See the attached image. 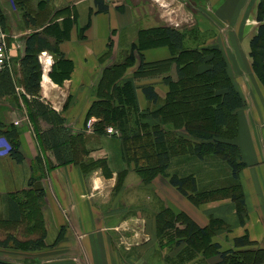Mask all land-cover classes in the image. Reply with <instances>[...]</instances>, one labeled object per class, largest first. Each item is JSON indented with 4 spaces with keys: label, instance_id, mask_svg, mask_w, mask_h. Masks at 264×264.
I'll return each instance as SVG.
<instances>
[{
    "label": "crops",
    "instance_id": "1",
    "mask_svg": "<svg viewBox=\"0 0 264 264\" xmlns=\"http://www.w3.org/2000/svg\"><path fill=\"white\" fill-rule=\"evenodd\" d=\"M16 1L27 3L30 0H0V8L5 15V31L9 35L10 64L13 67L11 74L15 81V91L0 96V118L7 125L13 124L17 128L19 148L24 158L21 162L13 159L7 151L8 142L0 136V222L6 221L8 226L14 227L10 231L16 234L19 231L23 233L33 224L38 226V231L29 236L38 235L41 229L46 230L47 236L50 226L59 231L64 225V238L53 248L62 249L66 246L64 253L73 264H212L218 260L216 253L202 256L201 252H197L190 258L172 263L180 259L181 250L187 246L184 241L176 243V236L175 239H159L155 216L161 208H167L175 214L186 213L200 226L207 225L212 217L221 220L213 234V240L220 245L221 250L236 248L234 238L243 234L264 245V85L254 72L249 56V40L257 26L254 14L258 0H209L210 4L201 6L202 10L197 8L198 11H192L194 18L199 20L198 31L212 29L218 32L211 26L209 28V24L203 25L198 16L200 11L210 10L211 14H217L218 25L227 19L224 24L228 25L226 32L231 35L230 38L242 40L240 48L233 50L230 47L225 51L218 45L222 52L225 51L228 73L245 99V105L234 112L237 127L231 137L238 145L244 162L238 171L244 199L242 224L236 203L229 193L217 192L213 197L202 196L196 204L160 173L146 182L136 168L138 164L146 163L145 159L137 157L135 163L136 157L131 159L125 154L121 138L96 132L93 120L90 127L85 125L89 117L95 118L94 115L87 116V112L97 98L95 88L103 67L123 57L131 42L136 40L140 28L168 24L188 32L196 23L185 26L183 22L172 20L170 13L174 6L169 1L167 4L161 0L149 3L141 0H105L109 4L108 11L92 13L90 24L84 32L85 37L79 38L77 29L86 22L88 8L94 7L93 0H32L34 5L45 1L55 8L73 5L78 12L77 24H72L68 38L59 44L64 56L71 60L68 76L60 81L51 78L49 73L54 56L46 50L39 54L42 64L39 97L61 114L64 124L73 134H79L76 137L79 142L76 154L73 136L74 159L50 166L54 156L41 143L37 125L33 124L27 105L29 95H25L20 83L19 58L24 52L23 35L33 29L23 21ZM149 4L158 9L167 8L158 16L152 14L153 7H149ZM82 14L84 21L80 19ZM109 38L113 43L110 48L107 46ZM143 55L145 61L154 62L170 57L171 52L168 46L160 45L145 48ZM138 63L136 57L135 62L125 71L126 78H131L135 73ZM129 70L134 72L127 75ZM170 70L172 72V68ZM163 74L149 73L132 79L137 104L146 113L147 107L158 105L166 95L167 85L161 81ZM144 83L154 85L159 98L156 104L149 101L139 87ZM146 113L143 120L148 123L158 122V119ZM14 121L18 122L15 124ZM38 125L44 128L47 123L39 120ZM83 160L104 161V173H108L104 174L101 167L84 172L78 162ZM174 161L173 158L170 168L175 167ZM123 169H126V174L121 188L135 186V201L130 202L121 194L122 203L116 208L113 203L107 204L109 197L106 198L104 192L112 190L118 173ZM30 177H35L34 182L40 183L45 191L41 223H36L33 211L29 218L22 214L19 219H11V212L6 206L8 198L16 201L23 190L31 188L28 186ZM198 182L200 184L201 181ZM143 188L149 191H143ZM128 190H123L125 195ZM117 219L119 222H116ZM71 247L73 251L67 250ZM47 248L52 247L24 250L29 253L25 256L30 258ZM26 257L7 260L30 262ZM258 264H264V261Z\"/></svg>",
    "mask_w": 264,
    "mask_h": 264
},
{
    "label": "trees",
    "instance_id": "2",
    "mask_svg": "<svg viewBox=\"0 0 264 264\" xmlns=\"http://www.w3.org/2000/svg\"><path fill=\"white\" fill-rule=\"evenodd\" d=\"M16 2L23 21L33 29L23 35L24 52L19 58L20 83L25 95H29L27 105L32 122L37 125L41 143L54 156V161H50L49 165L55 166L74 159L73 136L76 154L79 145L76 137L79 134H73L64 124L61 114L40 99L42 64L39 54L44 50L53 54L54 61L49 73L51 78L60 81L68 76L71 60L64 56L59 44L68 38L72 24H77L78 12L73 5L55 8L45 1L36 5L32 0L27 3ZM93 3L94 7L88 8L86 22L77 29L79 38L85 37L84 32L90 24L92 13L109 9L105 0H93ZM4 16L0 8L3 29ZM58 16L63 17L57 20ZM254 17L257 26L249 40V56L254 72L264 85V0H258ZM185 35L186 30L168 24L140 28L136 40L131 42L123 57L103 67L95 88L97 98L89 107L87 116L97 117L93 123L96 132H103L108 125L113 126L122 140L125 154L127 157L130 155L131 159L136 157L135 163L137 157L146 160V163H140L139 160L140 164L136 166L144 181L148 182L156 173H161L171 185L196 204L202 196L227 192L236 203L242 224L244 199L238 171L244 162L238 145L231 137L237 127L234 112L245 105V99L228 73L227 60L221 48L217 45L186 47ZM112 44L109 38L107 46L110 48ZM160 45L168 46L171 56L154 62L145 61L143 50ZM136 57L139 63L135 75L164 73L161 81L167 85L165 97L160 104L146 108L147 113L158 119L155 123L143 120L146 112L137 104L134 82L123 76L125 69L135 62ZM12 68L11 65L0 70V96L15 91ZM139 87L149 101L154 104L158 102L152 83H144ZM39 120H43L47 126L41 128ZM0 136L10 145L7 150L9 155L21 162L24 155L19 148L17 128L13 124L7 125L0 118ZM173 158L175 167L170 168ZM78 162L83 171L87 172L100 161ZM121 179L118 175L116 183H122ZM34 181L35 177L29 178L28 186L31 188L23 190L16 201L11 198L6 201L11 219H19L22 214L29 218L33 211L36 223H41L45 191L40 183ZM198 181H201L200 184ZM155 220L159 239H175L176 236V243L184 241L187 246L181 250L180 259L172 263L190 258L197 252H201L202 256L218 254V260L212 264H258L264 261V245L249 239L247 234L234 238L236 248L221 250L220 245L213 240V234L221 221L217 218L212 217L207 225L200 226L186 213L175 214L167 208H161ZM3 223L8 226L6 221ZM36 227L33 224L26 228L24 237L7 230L0 237V247L38 250L53 247L64 238V225L50 243L45 240L46 230L41 229L38 235L29 236L38 231ZM0 264L30 262L0 258Z\"/></svg>",
    "mask_w": 264,
    "mask_h": 264
},
{
    "label": "rangeland",
    "instance_id": "3",
    "mask_svg": "<svg viewBox=\"0 0 264 264\" xmlns=\"http://www.w3.org/2000/svg\"><path fill=\"white\" fill-rule=\"evenodd\" d=\"M141 1H144L146 3L152 2V0H141ZM161 1H164L167 4H168V1L170 3H173L172 7L174 6V10L172 11V13H170L171 14L170 17L171 18L173 17L172 20H176L177 22H183L185 26H189L193 22L196 23L195 26L192 25V27H191L192 29H190V30H188V32H186V34H188L184 40V45L186 47H195V46H198V47L201 46L202 47L205 45L206 46H208V45H215V46L220 45L222 47V50H225V51L226 50L228 51V49H230V47H231V50H233V48L234 49L240 48V46H241L240 43H242V40H238L236 38L233 39V37L230 38L229 36H231V35L226 32L228 29V25H226L227 23L224 24V22L227 21V19H224L223 20L224 22L220 21L222 24L219 23V25H218V22L216 21V19L218 20L217 14L216 13L211 14L210 10H208V11L204 10L205 12L200 11L199 13L198 12L197 13H198V16L200 17V21L201 20L203 21V23H202L203 25L208 26V24H209V28L211 26L214 29H216L218 32H214L212 29L198 31L197 26L199 24V20L194 18L192 11H194L197 8L199 10H202L203 8L201 6H205L206 3L210 4L209 0H208V2H207V0H161ZM149 7H151V8L153 7L152 10L154 12H152V14L158 15V16H160L162 13H164L165 9L167 8L166 7L164 10L162 8L158 9L156 6H153L152 4L151 5L149 4ZM80 9H81V6H80ZM198 9H197V11H198ZM201 12H202V14H201ZM147 14L145 16H147ZM213 18H215V20ZM80 19H83V21L85 20V17L83 14L80 16ZM185 20H188V21L185 23L184 22ZM218 26L220 28H218ZM223 26H225V27L223 28ZM230 44H231V46H230ZM225 51L223 52V54L225 53ZM229 58H231V61H233L232 57L229 56ZM126 69H125V71H127ZM125 71L123 73L124 77L126 74ZM133 72L134 71H132V73ZM132 73L129 70L127 75H131ZM136 77H140V76L139 75L137 76V75H135V73H133V75L131 76L130 79H133ZM160 102H159V104H160ZM96 118H97L96 116L94 119L89 117L87 119V122L85 123L86 127H90L92 120L95 122L97 120ZM101 133L112 135V136H118L117 130L110 132L106 127H105L104 131ZM78 144H79V142H78ZM128 157L130 158L131 156L128 155ZM103 164H104V161L98 162L97 164L92 165V167H91L92 169L89 171L91 172L92 170L96 169V167H101V169L104 173L105 166ZM125 174H126V169H123L120 171V173H118V175H120V177H122V179L125 177ZM118 175H117V177H118ZM160 175H162V174L160 173ZM162 176L165 177L164 175H162ZM116 181H115L114 186L112 187V190H105V192H104L105 193L104 196L106 198L109 197V199L107 200V204L113 203L114 206L116 208H118V206L121 205V203H122L121 198H122L123 194H124L123 196L127 197L128 201H130V202L135 201V195H134L135 194V189H134L135 186L131 185L133 187L130 186V187H126V188L122 189L121 187L123 186V182L122 183H120V182L116 183ZM127 189H129V190L126 192L127 195H125L123 190H127ZM143 191L148 192L149 190L147 188H143ZM209 197H213V196H211V194H209ZM119 218L120 217H118V219ZM118 219L116 222H119ZM0 223H2V222H0ZM11 229H14V227L5 226L4 223L0 224V237H2L7 230H11ZM57 234H58V230H54L53 227L50 226L48 229V232H47V236H46L47 242L50 243V242L54 241ZM17 235L22 237L25 234L19 231V232H17ZM65 244L68 245L67 243H65ZM11 248L10 249H0V258L7 259V258H14L15 257V258L24 259L26 257L25 255L29 254L27 251H24L25 249H20V248L18 249V248H13V247H11ZM64 248H67V247L65 246ZM64 248L56 249L55 247L54 248L52 247V248L43 249L41 252L35 253L34 255L30 256V258H27V257L26 258L29 259L30 262H32V264H33V262L36 264H73L71 262V260L67 257V254L64 253V251H65ZM67 250L73 251L72 247L67 249Z\"/></svg>",
    "mask_w": 264,
    "mask_h": 264
},
{
    "label": "built area",
    "instance_id": "4",
    "mask_svg": "<svg viewBox=\"0 0 264 264\" xmlns=\"http://www.w3.org/2000/svg\"><path fill=\"white\" fill-rule=\"evenodd\" d=\"M8 33L5 31V29H3V27L1 26L0 23V70L3 69L5 66L10 67V54H9V38H8ZM18 121H14V123L16 124ZM106 128L110 131L113 132L115 129L113 128V126H106ZM2 137V136H1ZM2 139H4L2 137ZM5 142H7L4 139ZM10 145L8 143L7 145V150L9 149Z\"/></svg>",
    "mask_w": 264,
    "mask_h": 264
}]
</instances>
